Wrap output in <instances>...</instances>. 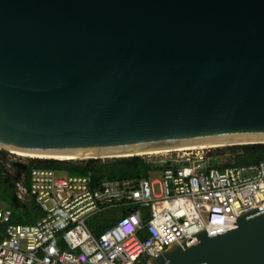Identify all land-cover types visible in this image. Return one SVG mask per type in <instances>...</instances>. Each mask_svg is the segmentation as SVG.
<instances>
[{"label": "water", "instance_id": "obj_1", "mask_svg": "<svg viewBox=\"0 0 264 264\" xmlns=\"http://www.w3.org/2000/svg\"><path fill=\"white\" fill-rule=\"evenodd\" d=\"M250 143H264V0H0V148L83 159ZM259 210L145 264H264Z\"/></svg>", "mask_w": 264, "mask_h": 264}, {"label": "built area", "instance_id": "obj_2", "mask_svg": "<svg viewBox=\"0 0 264 264\" xmlns=\"http://www.w3.org/2000/svg\"><path fill=\"white\" fill-rule=\"evenodd\" d=\"M1 150L15 200L35 202L42 215L15 223L0 204V264H145L178 240L193 244L190 235L203 228L212 235L236 227L238 213L264 211V161L213 165L217 156L209 147L171 149L160 159L141 154L160 169L146 178L97 183L46 167L9 172L12 161ZM98 214L115 221L93 234L87 220Z\"/></svg>", "mask_w": 264, "mask_h": 264}, {"label": "trees", "instance_id": "obj_3", "mask_svg": "<svg viewBox=\"0 0 264 264\" xmlns=\"http://www.w3.org/2000/svg\"><path fill=\"white\" fill-rule=\"evenodd\" d=\"M228 157L222 165H249L264 161V143H250L242 145H230L228 147ZM5 150H1L4 156ZM219 156L220 152H214ZM11 164L17 166L27 173L31 167L52 168L59 174H84L88 175L92 183H97L104 179H130L149 177L151 172L158 171L159 166L152 164L140 155L124 157L87 158L58 160L53 158L33 157L22 165L12 161ZM0 201L12 210L11 221L15 223H31L42 215L41 209L35 202H30L20 206L13 195L11 178L8 175L5 161L0 159ZM115 219H107L105 214H98L87 220L88 227L93 234H98ZM4 235V225L0 223V239Z\"/></svg>", "mask_w": 264, "mask_h": 264}, {"label": "rangeland", "instance_id": "obj_4", "mask_svg": "<svg viewBox=\"0 0 264 264\" xmlns=\"http://www.w3.org/2000/svg\"><path fill=\"white\" fill-rule=\"evenodd\" d=\"M229 145H222V146H216L215 148L213 147H210L209 149L214 153V152H220L222 154H220L218 157H216L215 160L212 161V164L213 165H218L220 163L221 160H225L226 157H228V149ZM6 154V158L9 160V161H14V162H17V165L18 163H23V162H27L29 159L33 158V157H27V156H22V155H18L16 153H12L8 150H6L5 152ZM144 155V154H143ZM164 155V153H154V154H151V155H145L144 157L145 158H150V159H160L162 158ZM100 158H106V157H100ZM8 167V171L9 172H14L17 168V166L15 165H10V166H7ZM158 176V174L156 175ZM0 204H3V202L0 201Z\"/></svg>", "mask_w": 264, "mask_h": 264}, {"label": "bare ground", "instance_id": "obj_5", "mask_svg": "<svg viewBox=\"0 0 264 264\" xmlns=\"http://www.w3.org/2000/svg\"><path fill=\"white\" fill-rule=\"evenodd\" d=\"M222 144L218 145V144H210V145H201V146H191V147H181L182 149H186V148H206V147H216V146H221ZM180 148V149H181ZM173 149H177V148H173ZM168 150L171 149H161V150H155V151H150V152H146V153H164ZM12 152V151H10ZM13 153V152H12ZM14 153L18 154V155H22V156H27V157H46L48 158H56V159H70V158H76L77 156H49V155H34V154H27V153H23V152H18V151H14ZM143 153V154H146ZM83 157H91V156H83ZM104 157V156H103ZM45 159V158H44Z\"/></svg>", "mask_w": 264, "mask_h": 264}]
</instances>
